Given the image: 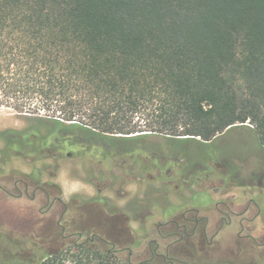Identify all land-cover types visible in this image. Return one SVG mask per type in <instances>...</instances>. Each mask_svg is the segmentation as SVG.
<instances>
[{
	"label": "trees",
	"instance_id": "obj_1",
	"mask_svg": "<svg viewBox=\"0 0 264 264\" xmlns=\"http://www.w3.org/2000/svg\"><path fill=\"white\" fill-rule=\"evenodd\" d=\"M0 109L46 127L0 133L7 157L134 155L125 145L150 136L210 146L246 124L264 147V0H0ZM188 225L160 226L158 259L63 237L11 264H192Z\"/></svg>",
	"mask_w": 264,
	"mask_h": 264
},
{
	"label": "rangeland",
	"instance_id": "obj_2",
	"mask_svg": "<svg viewBox=\"0 0 264 264\" xmlns=\"http://www.w3.org/2000/svg\"><path fill=\"white\" fill-rule=\"evenodd\" d=\"M36 119L0 109V133L24 132L37 127L45 130L46 127ZM146 139L142 141L145 149H141L139 144L136 149L134 142L125 145L136 151L135 165L128 170L131 180L127 179L128 174L122 166H116L111 172L113 182L109 185L96 183L101 178L99 168L94 167L92 173H87L83 160L78 158L32 163L27 159L32 160L33 156H28L27 159L13 158L8 162L3 167L6 171L30 173L39 169L43 180L53 183L61 168H69L73 177L95 189L92 196L79 193L71 198L77 197L81 202L83 199H93L99 189L105 188L106 197L124 212L129 222L125 229L110 222H85L80 217L64 215L59 203L48 209L43 195L32 201L26 197L16 200L0 194V264H11L14 259L25 253L37 252L39 248L47 252L56 251L62 246L63 236L78 233L82 234L81 242L96 236L108 240L117 250L126 249L123 250L124 257H129L127 248H131L133 260L150 259L157 246L158 253H163L169 243V239H163L160 235V226L171 220L183 221L184 211H188L187 219L202 221L196 229L194 223L189 222V236L178 247V254L183 259L192 264H264V198L251 196L254 200L251 203L248 200H227L231 210L221 207V212L207 196L194 195L191 201L186 198L192 192L189 190L192 185L196 191L248 189L252 195L264 189V147L253 126L246 124L234 128L215 139L210 146L190 139H165L159 136ZM3 145L0 140V150ZM148 154H151L152 161L145 158ZM148 162H152L149 167ZM179 171L195 178L190 180L189 186H186ZM199 177L201 180L196 179ZM129 183L137 185L135 194L125 190ZM149 186L152 193L148 199V210H145V194ZM122 193L127 196H122ZM62 199L64 202L70 200L65 199L64 195ZM257 206L262 211L258 219ZM62 227L65 228L64 232ZM218 229L221 231L214 244L210 245ZM169 231L170 225L163 228L164 234ZM75 239L73 237L67 241ZM173 249L175 251L177 247ZM155 258L158 259L157 256Z\"/></svg>",
	"mask_w": 264,
	"mask_h": 264
},
{
	"label": "flooded vegetation",
	"instance_id": "obj_3",
	"mask_svg": "<svg viewBox=\"0 0 264 264\" xmlns=\"http://www.w3.org/2000/svg\"><path fill=\"white\" fill-rule=\"evenodd\" d=\"M90 146L93 147V144L92 145L90 144ZM82 153H83L82 156H78V155H75L73 152H68L66 156L62 158L82 159L85 164V168L88 171L87 173L89 172L92 173L93 168L98 167L100 170L101 178L97 179L95 181L96 183L108 184V185L112 184L113 177L111 176V172L116 166H122L125 172H127L128 174L127 179L131 180L128 170L133 169L132 166L135 165L136 157H134V155L128 154L124 156H116V157L114 156V157L106 158L103 156V154L100 151L89 149V148L83 151ZM13 158L27 159L28 157L26 156L7 157L0 150V194L5 196L6 198L21 200L24 197H26L29 200L36 201L39 195H43V197L46 199V206H48L49 207L48 209L50 210L55 206L56 203H59L63 207L64 215L71 214L75 217L82 218L85 222H98V223L110 222V223H114L115 225H118L122 229L126 228V224L129 222V218H127L124 212L120 208H118L108 197H106L105 188L99 189L98 194L93 199H88V200L83 199L82 200L83 207H82V202L77 197H73L69 201L64 202L62 199L63 192L60 186L53 182L44 181L41 175L42 174L41 170L34 169L30 173H25V172L18 171V170H11V171L4 170L3 167L6 164H8V162H10ZM145 158H147L149 161H152L151 154L150 155L148 154L147 157ZM47 159L60 160V159H57L55 156H52L51 158H47ZM47 159H44V160H47ZM27 160L31 161L32 163L44 161V160H36L35 158H33L32 160L30 159H27ZM151 164L152 162L150 164L148 162V167ZM145 169H147V164H146ZM179 173H181V171H179ZM24 175L31 176V179L26 180ZM181 178L184 179V183L186 184V186L190 185V180L195 179V178H192L191 175H187V174L184 175V172L181 173ZM196 179L201 180L200 177ZM151 193H152V188L151 186H149L145 194V198H146L145 199L146 201H144V205L146 206L145 210H148L147 205L150 204L148 199L151 197ZM122 196H127V194L122 193ZM221 207L229 211L231 210V206L228 203H220L219 205H217L216 208L219 210V212L222 211ZM257 207H258V213H257V219H258L259 216H261L260 213L262 211H261V208H259V206ZM79 211H82L83 213L80 214L78 213ZM246 211L247 210L245 208L244 213H246ZM186 213L182 215L183 220L194 223V226H195L194 228L195 229L198 228L199 223L196 220L187 219ZM61 220L62 218L60 219V221ZM222 223H224V221H222ZM62 230L64 232L65 228L62 227ZM220 231L221 229H218L216 234L213 235L212 239L209 242L210 245L214 244L216 237L218 236ZM184 233L187 236H189L187 226H184ZM63 237L64 238L75 237L77 240H81L82 234L78 233L77 235L72 234L70 236H63ZM95 238L96 236H93L92 238H89L85 240L84 242H87L89 240L93 241ZM107 242L112 244L108 240ZM127 249L130 253L129 256H131L132 249L131 248H127ZM158 249L159 247L157 246V249L153 253V257L151 259H154L156 256L160 257V253H158ZM123 250H126V249H123ZM123 250H119V251H123ZM165 259H167L166 255H165Z\"/></svg>",
	"mask_w": 264,
	"mask_h": 264
},
{
	"label": "clouds",
	"instance_id": "obj_4",
	"mask_svg": "<svg viewBox=\"0 0 264 264\" xmlns=\"http://www.w3.org/2000/svg\"><path fill=\"white\" fill-rule=\"evenodd\" d=\"M55 183H57L62 189L65 199H71L72 196L79 193H86L89 196L95 194V189L92 185L84 183L82 180L75 178L71 175L69 168H61L56 177ZM126 191L135 194L137 191V185L135 183H129L126 186ZM124 201H121L123 203Z\"/></svg>",
	"mask_w": 264,
	"mask_h": 264
},
{
	"label": "crops",
	"instance_id": "obj_5",
	"mask_svg": "<svg viewBox=\"0 0 264 264\" xmlns=\"http://www.w3.org/2000/svg\"><path fill=\"white\" fill-rule=\"evenodd\" d=\"M191 194L186 195L187 201H191L194 195H204L207 196L213 205L217 207L220 203H226L227 200H248L247 202L251 203L254 200L251 199V196L262 197L264 198V189L260 190V193H254L252 195V191L248 189H243L241 191H235L233 189H218L216 192L214 190L206 191V190H198L196 191L195 187L193 186L191 189ZM262 194V196H260ZM233 203V201H231Z\"/></svg>",
	"mask_w": 264,
	"mask_h": 264
}]
</instances>
